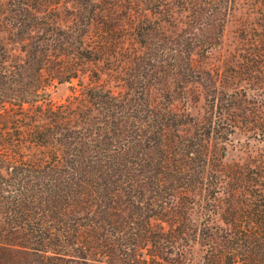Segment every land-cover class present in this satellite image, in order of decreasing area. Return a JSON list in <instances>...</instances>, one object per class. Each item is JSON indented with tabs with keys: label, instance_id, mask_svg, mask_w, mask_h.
<instances>
[{
	"label": "trees",
	"instance_id": "trees-1",
	"mask_svg": "<svg viewBox=\"0 0 264 264\" xmlns=\"http://www.w3.org/2000/svg\"><path fill=\"white\" fill-rule=\"evenodd\" d=\"M116 1H10L22 44H0V249L16 253L2 263L193 264L199 243V264H264V150L225 159L238 130L264 139V85L229 87L220 71L207 83L189 44L171 55L142 41L136 68H85L127 49L115 41ZM137 1L126 16L142 35L151 19ZM155 1L165 21L188 10L186 23L212 24L196 39L206 51L236 5ZM252 44L264 55L263 36ZM257 72L243 68L249 80ZM74 78L80 91L53 102L48 86Z\"/></svg>",
	"mask_w": 264,
	"mask_h": 264
},
{
	"label": "rangeland",
	"instance_id": "rangeland-1",
	"mask_svg": "<svg viewBox=\"0 0 264 264\" xmlns=\"http://www.w3.org/2000/svg\"><path fill=\"white\" fill-rule=\"evenodd\" d=\"M10 1L11 0H0V44L6 43L10 49L19 52L22 43H19L20 40L18 41L17 35L13 34L16 27L11 24V22H15V19L13 17V11L10 9ZM155 2V0L137 1V7L141 9V11L149 12V17L151 19V22L148 21V19L145 20L147 25L142 29L144 34L141 35L139 33L137 34L138 29L132 27V20L126 16V12L130 9L131 0H117L115 4L116 11L113 17L119 16L123 18L124 29L119 30L117 34H115V41L118 40V38H122L121 44H125L127 49L115 50L114 48L112 50L111 56L117 60L115 62H101L100 65L91 63L85 66V68H102V70H105V68H136L132 57L136 46H140L142 41L146 43L148 41L151 42L150 46L155 53L162 52V48L164 47L166 52L171 55L178 53L180 50L182 54H186L187 51L185 47L189 44L193 46L192 55L195 58L194 61L196 62V66L205 71L203 73V79L207 83H210V80L214 77L212 75L213 73L220 71L221 75L224 77L223 83L229 87L238 85L247 88L251 93H255L257 91L251 89L250 86L264 85V72H257L259 78H252L250 80L246 79L245 76L248 75L243 73V68H248V66H250V68H264V55L261 56L258 54L257 52L259 49L253 48L252 44L260 35L264 37V0H236L235 8L230 9L228 15H226L225 19L222 21L223 28L219 43L211 47L208 51L201 49V45H198L201 41H196V39L198 37L203 40L213 35L212 24L197 23V25L192 26L186 23L189 20L188 10H177V21H165L163 19V14H155L152 10L156 9ZM62 4L61 6H64V3ZM62 11L63 20H68L70 18L69 13H66L65 8H63ZM109 20H111V18H109ZM157 21H161V24H165L167 28L166 33L153 27L155 25L154 23H157ZM185 29H189L192 32L187 33ZM175 31H178L179 34H175ZM166 35H169L170 38L174 37V39L171 40ZM176 48L178 49L176 50ZM247 64L248 66H246ZM232 68H235V70L237 68L238 72L235 73ZM88 72L89 70L86 75L85 73L81 75L85 82L89 79ZM102 77L106 78L107 75L102 73ZM78 82L79 80L77 78H74L72 81H54L48 86V96L53 102H61L68 94L72 93L74 86H76L77 92L80 91ZM109 83L113 85L115 82L112 81ZM186 83L191 84L192 82L187 80ZM120 87L121 86H114L116 89ZM198 94L197 92V97ZM192 95H194V92ZM192 98L193 101H190L191 109L196 113L198 110H201V105L204 104L205 100L203 95H199L200 100L198 101H194L195 97ZM231 138L236 145H229V151L225 158L228 161L246 159L248 157V150L253 154L264 150V139L248 137L247 134L241 130L233 133ZM191 247V254H189V256H191V261H193V264L201 263L202 255L205 252L204 246L195 243ZM15 253L16 252L13 250L10 252L0 249V264H3L2 258L5 256H14Z\"/></svg>",
	"mask_w": 264,
	"mask_h": 264
}]
</instances>
